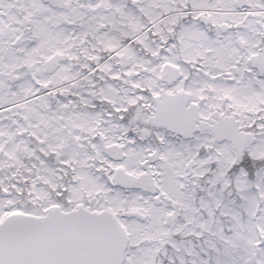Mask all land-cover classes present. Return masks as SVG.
<instances>
[{
    "label": "snow or ice",
    "instance_id": "snow-or-ice-1",
    "mask_svg": "<svg viewBox=\"0 0 264 264\" xmlns=\"http://www.w3.org/2000/svg\"><path fill=\"white\" fill-rule=\"evenodd\" d=\"M0 264H264V0H0Z\"/></svg>",
    "mask_w": 264,
    "mask_h": 264
}]
</instances>
